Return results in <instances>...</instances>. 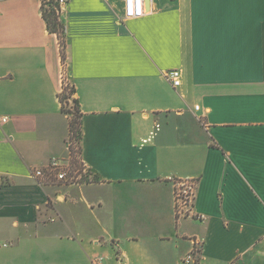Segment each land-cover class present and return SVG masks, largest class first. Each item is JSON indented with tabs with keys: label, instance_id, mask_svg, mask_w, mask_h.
Listing matches in <instances>:
<instances>
[{
	"label": "crops",
	"instance_id": "1",
	"mask_svg": "<svg viewBox=\"0 0 264 264\" xmlns=\"http://www.w3.org/2000/svg\"><path fill=\"white\" fill-rule=\"evenodd\" d=\"M41 2L0 0V264H183L192 239L199 264H264V0H149L126 21L123 0H68L65 70L92 175L75 186L31 175L69 155ZM188 180L192 214L177 219Z\"/></svg>",
	"mask_w": 264,
	"mask_h": 264
},
{
	"label": "built area",
	"instance_id": "2",
	"mask_svg": "<svg viewBox=\"0 0 264 264\" xmlns=\"http://www.w3.org/2000/svg\"><path fill=\"white\" fill-rule=\"evenodd\" d=\"M59 6V11L63 9L68 0H55ZM145 0H123V21L139 19L146 14ZM65 72H62L61 79L64 83H67L65 78ZM166 80L170 83L173 89L180 86L181 73L179 70H170L165 74ZM1 122H5L6 119H0ZM159 126H156V131ZM153 135V133H152ZM145 142V141H144ZM76 156V155H75ZM72 156L69 154L66 158L53 157L49 159L47 165L42 168H35L32 170V177L37 180L41 185L51 184L53 182L60 183L67 186L81 185L92 180L90 170L82 163L80 157L70 159ZM71 160V161H69ZM80 180V181H79ZM195 195V182L183 181L176 185L174 194L175 216L178 219L191 217L192 203ZM192 248L190 252L184 257L183 264H199L202 253V242L198 239L191 240ZM1 247H8V244H1ZM101 257H96L92 264H100Z\"/></svg>",
	"mask_w": 264,
	"mask_h": 264
},
{
	"label": "trees",
	"instance_id": "3",
	"mask_svg": "<svg viewBox=\"0 0 264 264\" xmlns=\"http://www.w3.org/2000/svg\"><path fill=\"white\" fill-rule=\"evenodd\" d=\"M41 15L42 18L46 24L47 30L52 33L55 34L56 36L59 35L58 31H60V34H64V27L62 25V23L59 21V16L57 15L59 13V6L58 4L55 2V0H41ZM47 7V8H46ZM61 48V58L62 61L65 59V53L63 51V46H60ZM75 91L73 86L69 87V85H67V83L64 81L62 82V86H61V92L58 95V100L60 102L61 105V111L64 114V101L67 100L69 97L74 96ZM73 105H74V111L75 117H70L69 118V141L68 143L75 140L78 142V155L80 152V139H81V123H80V119H81V113L79 111L78 108V102L76 99L72 100ZM70 144H69V154L71 156H73L75 153L74 151H72V149H70Z\"/></svg>",
	"mask_w": 264,
	"mask_h": 264
},
{
	"label": "rangeland",
	"instance_id": "4",
	"mask_svg": "<svg viewBox=\"0 0 264 264\" xmlns=\"http://www.w3.org/2000/svg\"><path fill=\"white\" fill-rule=\"evenodd\" d=\"M60 14H61V11H59V13L57 14L59 16V18H58L59 21H60ZM58 33H59V35H57V38H58V41H59L60 46H63V51H64V49H65L64 36L62 34H60V31H58ZM65 55H66V53H65ZM62 63L64 65V67H63L64 70L63 71L66 74L65 75V78L67 79V85H69V87H71L72 86L71 81L69 79V76H68L67 71L65 70V69H67L66 68V63H67L66 56H65V59L62 61ZM73 99H75V97L74 96H71L67 100H65L64 103H63L64 104V115H66L68 117V119L70 117H73L74 118L75 117L74 115H76L75 114V111H74V105H73V102H72ZM69 144H70V142L67 145L68 151H69ZM70 149H72V151L75 152V153H73L74 155L70 159H75V157H78V153H77L78 152V142L77 141L73 140L71 142ZM69 161H71V160H69Z\"/></svg>",
	"mask_w": 264,
	"mask_h": 264
},
{
	"label": "water",
	"instance_id": "5",
	"mask_svg": "<svg viewBox=\"0 0 264 264\" xmlns=\"http://www.w3.org/2000/svg\"><path fill=\"white\" fill-rule=\"evenodd\" d=\"M145 5H146V8L148 10L149 9V0H145Z\"/></svg>",
	"mask_w": 264,
	"mask_h": 264
}]
</instances>
